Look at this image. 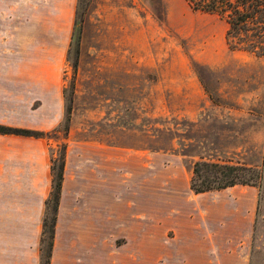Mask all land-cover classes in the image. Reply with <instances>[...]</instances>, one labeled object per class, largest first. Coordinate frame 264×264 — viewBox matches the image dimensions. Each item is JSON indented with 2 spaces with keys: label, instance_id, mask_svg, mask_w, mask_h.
Masks as SVG:
<instances>
[{
  "label": "rangeland",
  "instance_id": "obj_1",
  "mask_svg": "<svg viewBox=\"0 0 264 264\" xmlns=\"http://www.w3.org/2000/svg\"><path fill=\"white\" fill-rule=\"evenodd\" d=\"M0 1V64L24 78L15 94L24 108L33 101L45 130L63 126L69 107L68 166L93 169L94 182L102 175L104 264L128 243L136 264L144 255L264 264V57L229 49L224 17L184 0H83L73 29L77 0L48 20L31 7L42 0ZM27 112L23 121L34 118ZM200 160L246 168L238 172L251 185L235 189L257 191L253 219L239 217L249 202L231 188L189 190Z\"/></svg>",
  "mask_w": 264,
  "mask_h": 264
},
{
  "label": "crops",
  "instance_id": "obj_2",
  "mask_svg": "<svg viewBox=\"0 0 264 264\" xmlns=\"http://www.w3.org/2000/svg\"><path fill=\"white\" fill-rule=\"evenodd\" d=\"M38 3L33 1L31 5L34 15L46 16L47 20L51 16L62 17L64 5L68 12L74 8L73 0H42L40 5ZM4 13L5 3L0 1V21L5 18ZM14 72H20V69L13 65L0 64V124L37 130L48 129V125L41 124L38 119L37 115L40 114L32 106L33 101L30 100L29 106L24 108V100L15 94L16 83L22 82L24 78L22 73ZM29 109L34 118L23 121V114L28 113ZM66 152L50 264H104L102 217L101 221L99 217V209L104 207L102 202L98 203L101 200L98 198L99 191L102 196V175L98 178V171L95 172L94 182L93 169L85 170V174L83 167L70 169V145H67ZM236 186L227 188H231L236 199L249 202L246 208H239V217L246 221L251 220L255 213L257 191L251 188L246 196H240V190L235 189ZM50 190V154L46 138L0 134V264H39L42 218ZM189 190L192 192L190 187ZM208 192L210 191L203 194ZM144 195L143 192L139 200L143 202L144 209L149 211L152 206L151 195L146 194L149 197L148 202L142 199ZM145 215L148 216L149 213L146 212ZM108 217L109 220L119 223V218L113 219L114 216L110 214ZM135 254V244L128 243L115 247L111 257L114 264H136ZM151 260L150 256L144 255L140 263L151 264ZM167 264H247V261L237 260L230 255L185 256Z\"/></svg>",
  "mask_w": 264,
  "mask_h": 264
},
{
  "label": "trees",
  "instance_id": "obj_3",
  "mask_svg": "<svg viewBox=\"0 0 264 264\" xmlns=\"http://www.w3.org/2000/svg\"><path fill=\"white\" fill-rule=\"evenodd\" d=\"M193 11L218 14L225 18L228 28L226 41L231 50H241L252 53L255 57H264V0H184ZM83 0H77L73 29L82 26V16L78 7ZM80 30V28H79ZM73 35V33H72ZM73 36L71 37L72 40ZM71 43V42H70ZM76 70V63H73ZM63 126L60 124L51 130H37L0 124V134H11L24 137L48 138L57 142L58 153H50L51 190L45 200V210L42 218V231L39 242V264H50L53 247L57 212L59 208L64 164L68 138V113L65 110ZM245 167L233 164L196 161L192 165V175L189 187L193 193L221 190L236 184L251 185L241 178L238 171Z\"/></svg>",
  "mask_w": 264,
  "mask_h": 264
}]
</instances>
